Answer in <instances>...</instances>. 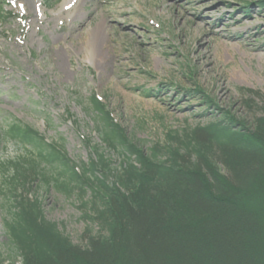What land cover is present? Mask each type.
Here are the masks:
<instances>
[{"label":"rangeland","instance_id":"374dc122","mask_svg":"<svg viewBox=\"0 0 264 264\" xmlns=\"http://www.w3.org/2000/svg\"><path fill=\"white\" fill-rule=\"evenodd\" d=\"M64 1L0 0L12 13L0 20V131L12 121L31 126L78 166L100 144L117 167L118 151L101 143L92 95L145 152L174 144L171 131L225 115L250 128L264 112V0ZM20 155V143L0 144V165ZM5 180L0 172L1 209L39 198L74 243L97 230L84 217L89 191L66 195L32 177L11 197ZM13 251L0 219V264H21Z\"/></svg>","mask_w":264,"mask_h":264},{"label":"trees","instance_id":"16d2710c","mask_svg":"<svg viewBox=\"0 0 264 264\" xmlns=\"http://www.w3.org/2000/svg\"><path fill=\"white\" fill-rule=\"evenodd\" d=\"M90 108L101 143L121 157L117 167L100 144L78 166L31 126L12 121L0 131V144L25 148L0 165L9 196L26 192L32 177L66 195L89 191L84 217L97 226L77 244L45 217L39 198L7 201L0 219L21 264H264V112L250 128L225 115L171 131L174 144L145 152L94 96Z\"/></svg>","mask_w":264,"mask_h":264},{"label":"bare ground","instance_id":"6f19581e","mask_svg":"<svg viewBox=\"0 0 264 264\" xmlns=\"http://www.w3.org/2000/svg\"><path fill=\"white\" fill-rule=\"evenodd\" d=\"M29 1V0H28ZM34 1V0H33ZM36 1V0H35ZM67 0H65L64 2H66ZM40 1H38L37 3H39ZM34 3V2H33ZM35 6V5H34ZM37 6V5H36ZM250 15V14H249ZM249 17H253L252 15H250ZM263 33H264V30H262ZM94 39L96 42L100 41L101 40V32L99 30H97L95 33H94Z\"/></svg>","mask_w":264,"mask_h":264}]
</instances>
